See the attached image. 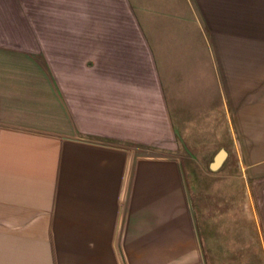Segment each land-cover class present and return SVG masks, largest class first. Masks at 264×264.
I'll return each instance as SVG.
<instances>
[{
	"label": "crops",
	"instance_id": "obj_1",
	"mask_svg": "<svg viewBox=\"0 0 264 264\" xmlns=\"http://www.w3.org/2000/svg\"><path fill=\"white\" fill-rule=\"evenodd\" d=\"M51 1L0 0V264H206L179 146L229 129L264 208V0L75 10L59 74L32 51Z\"/></svg>",
	"mask_w": 264,
	"mask_h": 264
},
{
	"label": "rangeland",
	"instance_id": "obj_2",
	"mask_svg": "<svg viewBox=\"0 0 264 264\" xmlns=\"http://www.w3.org/2000/svg\"><path fill=\"white\" fill-rule=\"evenodd\" d=\"M123 2L52 0L50 16L35 17V20L45 29L49 24V28L55 31L39 34L43 39L36 45L40 47L32 51L51 67L52 72L59 74L62 72V22L73 24L75 10L83 13L92 4L100 12L108 7L114 9L117 16L124 8ZM224 135V140L227 139L224 144L215 146L209 153L204 152L197 161L189 160L185 146H179L180 157L193 174L190 179L197 185V190L191 193V201L198 231L208 239L206 264H264V208L258 210L255 204L251 205L247 191L250 184L240 177V165L230 140V130L226 129ZM220 147L228 151V157L220 171L213 173L207 167L208 162ZM256 221L259 236L256 235Z\"/></svg>",
	"mask_w": 264,
	"mask_h": 264
},
{
	"label": "water",
	"instance_id": "obj_3",
	"mask_svg": "<svg viewBox=\"0 0 264 264\" xmlns=\"http://www.w3.org/2000/svg\"><path fill=\"white\" fill-rule=\"evenodd\" d=\"M227 157V151L225 149H220L216 155L214 156L212 162L209 164V168L212 171L217 170L218 168H220V166L223 164V162L225 161Z\"/></svg>",
	"mask_w": 264,
	"mask_h": 264
}]
</instances>
